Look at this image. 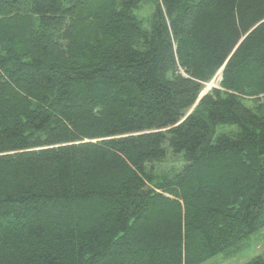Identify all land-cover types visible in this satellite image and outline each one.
Listing matches in <instances>:
<instances>
[{
  "label": "trees",
  "instance_id": "1",
  "mask_svg": "<svg viewBox=\"0 0 264 264\" xmlns=\"http://www.w3.org/2000/svg\"><path fill=\"white\" fill-rule=\"evenodd\" d=\"M263 228L264 0H0V264H203Z\"/></svg>",
  "mask_w": 264,
  "mask_h": 264
},
{
  "label": "rangeland",
  "instance_id": "2",
  "mask_svg": "<svg viewBox=\"0 0 264 264\" xmlns=\"http://www.w3.org/2000/svg\"><path fill=\"white\" fill-rule=\"evenodd\" d=\"M153 10L154 5L146 3L140 9H137L135 14L139 17H146ZM220 80L221 73H218L212 81L205 83L202 94H206L212 88H219ZM245 103L247 106H253V102L251 101H246ZM189 114L190 112L187 115ZM183 164L181 156H174L169 152L166 161L157 165L156 169L159 172H173L180 169ZM258 255L264 256V228L237 242L227 251L218 254L203 264H244Z\"/></svg>",
  "mask_w": 264,
  "mask_h": 264
},
{
  "label": "water",
  "instance_id": "3",
  "mask_svg": "<svg viewBox=\"0 0 264 264\" xmlns=\"http://www.w3.org/2000/svg\"><path fill=\"white\" fill-rule=\"evenodd\" d=\"M221 70H223V68H222ZM204 95H205V94H202V93H201V95H200V97H199V100H200Z\"/></svg>",
  "mask_w": 264,
  "mask_h": 264
}]
</instances>
